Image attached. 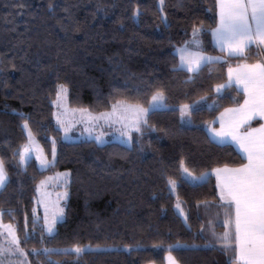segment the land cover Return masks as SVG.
Listing matches in <instances>:
<instances>
[{"label": "trees", "instance_id": "1", "mask_svg": "<svg viewBox=\"0 0 264 264\" xmlns=\"http://www.w3.org/2000/svg\"><path fill=\"white\" fill-rule=\"evenodd\" d=\"M217 18L216 0H0V160L8 175L0 213L15 226L31 264H163L169 245L179 264H233L235 245H204L202 232L225 231L231 214L212 169L246 160L234 145L214 141L206 124L243 101L235 85L219 93L215 86L227 81L229 67L264 62V46L221 52L208 31ZM194 28L201 50L225 58L191 72L178 67L175 49ZM60 84L71 107L94 112L117 100L149 106L157 91L167 107L147 114L130 145L69 141L54 118ZM193 103L195 124L183 125L180 106ZM25 120L47 154L55 142L54 165L39 167ZM25 146L31 155L21 162ZM182 163L195 174L207 172L206 179L183 178ZM64 169L69 197L50 235L41 227L37 185ZM168 178L178 181L175 192ZM85 244L104 248L79 256L43 251Z\"/></svg>", "mask_w": 264, "mask_h": 264}, {"label": "snow or ice", "instance_id": "2", "mask_svg": "<svg viewBox=\"0 0 264 264\" xmlns=\"http://www.w3.org/2000/svg\"><path fill=\"white\" fill-rule=\"evenodd\" d=\"M162 2V0H161ZM218 8V18L216 26L208 29L211 33L215 45L221 52H227L228 55H241L244 50L252 44L264 46V0H216ZM165 19V17H161ZM198 30L193 29V39L186 41L178 49L180 53V69L187 71H198L202 65L214 61L223 60L224 57H211L201 50V45L197 39ZM228 79L224 84H217L216 91L235 85L238 91L243 92L244 100L242 104L234 107L225 108L219 114L220 127L211 128V131L218 138V142L235 143L241 150L242 157L246 163L238 167L215 168L217 177V187L221 200L228 201L229 207L234 211L229 218L224 221L225 225H232L234 228V237L231 242L234 243L233 264H264V123L259 127L253 128L251 121L257 117L264 120V63L244 64L237 68H228ZM57 92L58 101L64 100V94L67 88L64 85L59 86ZM163 93L155 92L151 96L150 108L157 109L163 102ZM61 106H63L61 104ZM181 115L189 111L188 105L181 106ZM91 124H98L100 120H110L115 118L121 122L125 128L124 135L129 136L128 127L140 130L141 124H147V113L149 108L141 104H131L124 100H117L112 105V110L106 113H100L93 116L86 110H81ZM57 122L61 123L60 116L57 115ZM24 128L28 131L29 140L32 139V132L28 126V121L23 122ZM67 132V129H65ZM96 139L99 141L100 136ZM51 153L53 160L37 156L41 167L54 165L55 142L53 141ZM31 155V147L25 146L19 151L21 162L26 156ZM186 177L191 180L202 182L206 179L207 173L200 176H193L188 169L181 164ZM63 176V183L67 184L69 173L57 174ZM8 175L4 163L0 160V187L6 185ZM41 186L45 181H41ZM171 186L175 181L168 178ZM40 189L38 188L37 191ZM66 195V194H65ZM63 196H58L56 200L41 199L38 203L43 204L44 215L41 227L48 234L55 232V224L62 218L63 208L59 200ZM179 207V205H177ZM3 213H0V264H3V256L7 254H16L22 258L21 264H26L27 254L20 247V238L17 235L15 226L11 223H4ZM40 217L36 215V209L33 208V223H37ZM215 235V233H213ZM228 246L230 242L229 233L225 232L221 237ZM169 245L168 264H178V261L171 254ZM176 247H180L177 245ZM86 249L73 245L71 249H44V253L49 252H74L79 256ZM34 252L36 250H33Z\"/></svg>", "mask_w": 264, "mask_h": 264}, {"label": "rangeland", "instance_id": "3", "mask_svg": "<svg viewBox=\"0 0 264 264\" xmlns=\"http://www.w3.org/2000/svg\"><path fill=\"white\" fill-rule=\"evenodd\" d=\"M192 39H193V34L188 41H190ZM197 39L199 40L200 45H201V39H200L199 31L197 33ZM182 46L183 45H181L175 49V51L179 55V59H180V53L178 52V49ZM204 53L208 56H211V57H224L221 54L208 53V52H204ZM191 72H195V71H191ZM60 85H64V84H60ZM66 88H67V86H66ZM59 90L60 89H58V91ZM67 92H68V90H67ZM67 92H66V94H64V100L62 102L58 101V98H56L54 101V106H55L54 118H55L57 126L62 131V138L63 139L69 140V141H77V140H81V139H91L92 138V139H95L100 144H104V143H107V142L112 141V140L120 141V142H123L127 145H130L132 143L133 137L129 140V136L123 134L125 132V128H124L123 124L121 122H118L115 118L107 120V121L100 120L98 122V124H91L87 121V117L81 111V110H86L91 115L97 116L100 113L110 112L112 110V107L109 110L102 111V112H94V111H91V110L86 109V108L71 107L68 104ZM220 92H222V90ZM163 97H164V94H163ZM61 104L63 106H61ZM131 104H133V103H131ZM215 104H216V102L214 101V102L209 103L208 105L210 107H213V106H215ZM183 105H188L189 111L185 112L183 115H181V123L183 125H186V126L194 125L195 122L191 118V111H192V109L195 108V104L193 103V104H183ZM181 106H180V109H181ZM144 107L149 108L148 112H150L152 110L150 108V104H149V106H144ZM166 107H167V105H166L165 100L163 98V102L161 103V105L157 109L166 108ZM180 112H181V110H180ZM57 115L60 116L61 123L57 122ZM106 125L112 126V127L111 128H109V127L105 128ZM28 126H29V124H28ZM29 128H30V126H29ZM65 129H67V132H65ZM132 130H136V129L132 128L130 126L127 129L129 134H131L130 132ZM25 131H26V134L28 136V131L26 129H25ZM97 136L101 137V139L99 141L96 139ZM28 140H29V136H28ZM29 142L32 146V149L34 151L36 158H37V156H41V157L47 158L48 160H53L52 153L47 154L45 152L40 141L33 134V132H32V139L29 140ZM55 159H56V146H55L54 162H55ZM37 161H38L39 167L41 169H46L50 166V165H48V166L42 168L40 165V160L37 159ZM188 171L193 176H200L201 175V174H195L192 171H190L189 169H188ZM65 172L69 173V170L64 169V170H59V171H56L54 173L48 174L44 179L41 180V181H45V184L43 186H41V183H40L41 181H40L37 185V189L39 188L40 190L37 191V195H36V199H35L36 200V206L42 210L43 215H44V207H43V204L38 203L39 200H41L42 198L43 199H49V200H56L58 196H63V198L59 200V204L63 208V215H62L61 219H58L56 221L55 230H56L57 223L64 218L65 207H66L67 200L69 197V190H68L69 177H68L67 184H64L63 183L64 177L57 175V174L65 173ZM204 173H207V172H204ZM69 176H70V174H69ZM183 178L187 179L188 181H190L192 183H197V181L191 180L190 177H186L184 172H183ZM174 181H175L174 186L169 185L173 192H175L176 186L178 184L177 180H174ZM3 187H0V189ZM177 205H179V207H177L178 211L181 213L183 218H186V214L182 210L179 202L177 203ZM3 222L8 223L5 221H3ZM228 230L229 229L226 228V230L221 232V233H217L215 230H211V229L203 231L202 232L203 236L206 238V242L204 243V245L226 246L225 241L223 239H221V237L223 236V234L225 232H228ZM213 233H215V235H213ZM17 235H18V233H17ZM0 239H2V237H0ZM80 246L85 248L86 250L104 248L102 246H93L91 244H85V245H80ZM20 247H21V245H20ZM71 248L72 247H68L65 249H71ZM24 252L26 254L28 253L26 251V249H24ZM21 261H22V258L16 254H7L6 253L3 256V264H21ZM26 264H31L29 257H28V254L26 256Z\"/></svg>", "mask_w": 264, "mask_h": 264}, {"label": "crops", "instance_id": "4", "mask_svg": "<svg viewBox=\"0 0 264 264\" xmlns=\"http://www.w3.org/2000/svg\"><path fill=\"white\" fill-rule=\"evenodd\" d=\"M213 39V38H212ZM213 44L215 45V41L213 40ZM216 46V45H215ZM217 47V46H216ZM218 48V47H217ZM219 49V48H218ZM245 51V50H244ZM225 54H228L227 52H224ZM257 63V62H256ZM259 63H264V62H259ZM245 64H254V63H245ZM241 65H244V64H241ZM238 66H240V65H237V66H233L232 68H237ZM222 90V89H221ZM244 100V99H243ZM243 103V101L240 103V104H242ZM234 106H236V105H233V106H228V107H226V108H230V107H234ZM225 109V108H224ZM224 109H222L218 114H217V116L215 117V119H213V121H211V122H209V123H207L206 124V129H207V132H208V134H209V136L214 140V141H216V142H218V138H216L215 137V134L211 131V128H219L220 127V124H219V114L221 113V112H223L224 111ZM149 113V112H148ZM147 113V114H148ZM147 117V116H146ZM251 126L253 127V128H256V127H259V125L261 124V123H264V120H261L259 117H257V118H255V119H253L251 122ZM253 123H255V124H253ZM209 125H211V128L209 127ZM141 126V125H140ZM111 128L112 126H108V125H106L105 126V128ZM107 130V129H106ZM136 130H132L130 133V137L132 138L133 137V132H135ZM218 143H220V142H218ZM226 143H230V144H232V145H234L235 147H236V149L241 153V150L237 147V145L235 144V143H231V142H226ZM246 163V162H245ZM240 166V165H239ZM224 166H221V167H217V168H223ZM228 167H231V168H234V167H238V166H228ZM212 174H213V176H214V178H215V180H216V183H217V177H216V174H215V172L214 171H212L211 172ZM218 188V187H217ZM218 192H219V188H218ZM220 196V195H219ZM221 199V198H220ZM222 202H224V203H226V204H228V201H226V200H221ZM229 205V204H228ZM233 209L231 208L230 209V212H231V214L233 213ZM227 228L229 229L228 230V233H229V237H230V242H229V244L228 245H234V243H232L231 242V238H233L234 237V228H233V226L232 225H227ZM168 254L169 253H167L166 255H165V259H164V262H163V264H168ZM172 254V253H171ZM172 256L173 257H175L173 254H172ZM177 260V259H176ZM148 264H155V263H148ZM178 264H179V262H178Z\"/></svg>", "mask_w": 264, "mask_h": 264}]
</instances>
